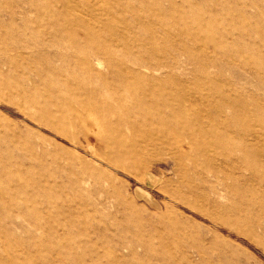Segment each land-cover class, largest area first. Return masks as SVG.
I'll return each mask as SVG.
<instances>
[{
	"label": "rangeland",
	"instance_id": "1",
	"mask_svg": "<svg viewBox=\"0 0 264 264\" xmlns=\"http://www.w3.org/2000/svg\"><path fill=\"white\" fill-rule=\"evenodd\" d=\"M261 179L264 0H0V264H264Z\"/></svg>",
	"mask_w": 264,
	"mask_h": 264
},
{
	"label": "bare ground",
	"instance_id": "2",
	"mask_svg": "<svg viewBox=\"0 0 264 264\" xmlns=\"http://www.w3.org/2000/svg\"><path fill=\"white\" fill-rule=\"evenodd\" d=\"M106 51H104V50H102V49H95V51L94 52H90L88 55H87V57H88V59L91 61V60H93V61H97V63L99 64L100 63V59H101V57H104V56H107L106 55ZM111 54V52H109V55ZM107 63V62H106ZM108 65H111V60H108ZM142 65V64H141ZM123 73V72H122ZM125 74V73H124ZM126 82H124V83H122L121 84V87L123 88V87H126ZM141 90V94H142V88L140 89ZM85 93V92H84ZM84 96H86V95H84ZM84 98V97H83ZM87 98V97H86ZM85 100V99H84ZM84 100H83V102H84ZM81 101V100H80ZM86 101L88 102V100L86 99ZM86 102V103H87ZM90 102H91V100H90ZM102 113V112H104V111H102V109H96L95 107H90L89 106V104L87 103V104H82V106L79 108V110H77V113L74 115V119L80 124V127H81V129H82V131H87L88 130V127L89 126H94V128L95 129H92V130H94L93 131V134H94V137H95V139H96V141H98V142H101L102 143V145H103V147H104V149H107V157L106 156H104L103 154L102 155H97V160L99 161V162H102V163H105L106 165H108V166H111V167H114L115 169H118V170H120V171H122V172H124V173H128L127 171H128V169H127V167L125 166V165H123V163L121 162V157H122V155L123 154H126L127 155V153H129V150H127V149H125L124 147H123V142L121 143V142H117V141H115V138H116V135H117V133H118V130H117V126H120V127H126L128 130H130L131 131V127L129 126L130 124H129V119L128 118H124L122 115H120V114H118L117 112H116V109H114L113 108V106L112 105H110L109 106V110H105V112L103 113V114H101L99 117L97 116L98 115V113ZM141 113H142V109H141ZM128 114V113H127ZM197 118V117H196ZM197 120H198V118H197ZM202 121V120H201ZM199 122V121H198ZM106 125V126H105ZM132 125V124H131ZM198 126V125H197ZM106 127V128H105ZM170 127V126H169ZM176 127V129H177V126H175ZM185 127V126H184ZM140 128V127H139ZM138 129V128H137ZM172 129V128H171ZM90 130V129H89ZM174 130H175V128H174ZM121 131V130H120ZM136 131H138V130H136ZM139 131H142V130H140L139 129ZM168 132H169V129L167 130ZM166 131V132H167ZM133 132V131H132ZM122 133V132H121ZM134 133H135V130H134ZM139 133V132H138ZM161 133V132H160ZM120 134V133H119ZM123 134V133H122ZM122 134H121V136H122ZM144 134V133H143ZM143 134L142 135H139V137L140 136H143ZM163 134V133H162ZM166 134V133H165ZM168 134V133H167ZM166 134V135H167ZM134 135V134H133ZM132 135V136H133ZM145 135V134H144ZM169 135V134H168ZM119 136V135H118ZM126 136V135H125ZM154 135H152L151 137H153ZM165 136V135H164ZM169 136H171V135H169ZM131 137V136H130ZM136 137H137V135H136ZM124 138H126V137H124ZM134 138V137H133ZM132 138V139H133ZM141 138V137H140ZM159 138H161V137H159ZM163 138V137H162ZM69 139V141L71 142V143H75V140L73 139V138H68ZM138 138H135V140H137ZM157 139V138H156ZM192 139V138H191ZM190 139V140H191ZM139 140V139H138ZM161 140V139H160ZM171 140V139H170ZM173 140V139H172ZM189 140V139H188ZM193 140H195V139H193ZM119 141V140H118ZM121 141V140H120ZM136 142V141H135ZM134 142V143H135ZM157 142V141H156ZM159 142V141H158ZM168 142H170V141H168ZM177 143L179 142V141H176ZM176 142H174V143H176ZM193 142V141H192ZM118 143V144H117ZM131 143H132V141H131ZM133 143V144H134ZM138 143V142H137ZM152 143H154V142H152ZM164 143V142H163ZM165 143H167V142H165ZM164 143V144H165ZM179 143H181V142H179ZM190 144H191V142H189ZM193 143H196V141L195 142H193ZM76 144V143H75ZM133 144H130L132 147H133ZM150 144H151V142H150ZM164 144H161L162 146L164 145ZM157 145H158V143H157ZM160 145V144H159ZM147 146V145H146ZM165 146V145H164ZM169 147H171L170 145H168ZM132 147L131 148H129L130 150H132ZM186 148V147H185ZM147 149V148H146ZM146 149H144V150H139L138 152H137V158H138V160L141 158L142 159V163H144L145 162V164H143V166H142V170H147V169H149L150 168V166H151V164L153 163L152 161H153V159H150V158H146V155L148 154V150H149V148L146 150ZM151 149H155L157 152V154L155 155V157L156 156H159L160 154L158 153V151L161 149L160 147H153V148H151ZM168 149V148H167ZM178 149H180V148H178ZM187 149V148H186ZM204 149H205V147H204ZM171 150V149H170ZM194 150V149H193ZM162 151V150H161ZM160 151V152H161ZM175 151V150H174ZM173 151V152H174ZM131 152V151H130ZM133 152V151H132ZM164 152H166V150L164 151ZM176 152V151H175ZM178 152V151H177ZM198 152V151H197ZM204 153V152H203ZM179 154V153H178ZM177 154V155H178ZM183 154V153H182ZM95 155L96 154H94V153H92V159H95ZM162 155V154H161ZM161 155H160V157H161ZM176 155V156H177ZM198 155V154H197ZM117 156H119V157H117ZM129 156H130V154H129ZM131 156H132V153H131ZM168 156H173L172 154H170V155H168ZM175 156V155H174ZM123 157H125V156H123ZM132 158V157H131ZM134 158V157H133ZM191 158V157H190ZM194 158V157H193ZM135 159V158H134ZM140 159V160H141ZM157 159H159L160 160V158H157ZM177 159V158H176ZM195 159V158H194ZM123 160H124V158H123ZM128 160V159H127ZM182 160V159H181ZM130 161V160H129ZM176 161V160H175ZM196 161V160H195ZM131 162V161H130ZM140 162V161H139ZM177 162H179V161H177ZM180 163V162H179ZM195 163V162H194ZM198 163V162H197ZM101 164V163H100ZM99 163H97V165H94L95 166V168H96V170H97V173L98 174H96L97 176H99V175H102V176H105V177H107V178H110V179H113L112 178V176L111 175H109L108 173H106L105 172V170L104 169H101V165H100ZM133 164H134V162H133ZM132 164V165H133ZM141 164V163H140ZM199 165V164H198ZM136 166V165H135ZM178 166V165H177ZM180 166V165H179ZM186 167H187V169L189 170H191V168H190V166L189 165H185ZM201 166H202V164H201ZM195 167V166H194ZM197 167V166H196ZM201 168V167H200ZM204 167H202V170H204L203 169ZM185 169V168H184ZM206 169H208V168H206ZM179 170V169H178ZM214 170V169H213ZM210 171V170H209ZM185 172V171H184ZM195 172H196V170H195ZM211 172V171H210ZM218 172V171H217ZM234 172V171H233ZM177 173V172H176ZM182 173V172H181ZM189 173V172H188ZM194 173V172H193ZM204 173V172H203ZM214 173V172H213ZM225 173V172H224ZM229 173V172H228ZM235 173V172H234ZM249 173H250V171H249ZM195 174V173H194ZM198 174V173H197ZM218 174V173H217ZM225 174H227V173H225ZM254 174V173H253ZM178 175H179V173H178ZM202 175V174H201ZM200 175V177H202ZM206 175V174H205ZM204 175V176H205ZM214 175V174H213ZM216 175V174H215ZM250 175V174H249ZM129 176V175H128ZM135 176V175H134ZM185 176V175H184ZM222 176V175H221ZM253 175L251 174V177H252ZM257 176V175H256ZM260 176V175H259ZM136 177V179L137 180H140V177H137V176H135ZM200 177L198 176V178L200 179ZM229 177V176H228ZM234 177V176H233ZM236 177V176H235ZM150 178V177H149ZM185 178V177H184ZM248 178H249V176H248ZM247 177H246V179L245 180H247L248 179ZM254 178V177H253ZM261 178H263V177H261ZM142 179H144V178H142ZM192 179V178H191ZM255 179H256V177H255ZM114 180V179H113ZM146 180V179H145ZM226 180H227V178H226ZM238 180V179H237ZM261 180H264V179H261ZM154 180H150V184L151 185H153L154 184V182H153ZM204 181V180H203ZM243 181V180H242ZM249 181V180H248ZM248 181H246V182H248ZM143 182V181H142ZM187 182V181H186ZM233 182V181H232ZM239 182H240V180H239ZM245 182V181H244ZM251 182V181H250ZM191 183V182H190ZM234 184V183H233ZM240 184V183H239ZM243 184V185H242ZM242 184H240V185H242V186H244V183H242ZM263 184V183H262ZM187 185H189L188 183H187ZM194 185V184H193ZM192 185V186H193ZM237 185V184H236ZM258 185V184H257ZM115 186V185H114ZM235 186V185H234ZM239 186V185H238ZM241 186V187H242ZM264 186V185H263ZM190 187V186H189ZM198 187V186H197ZM250 187V186H249ZM249 187H247L248 189H250ZM252 187H253V185H252ZM256 187V186H255ZM230 188V187H229ZM238 188H240V187H238ZM244 188H246V186L244 187ZM246 188V189H247ZM257 188V187H256ZM243 189V188H242ZM253 189V188H252ZM251 189V190H252ZM241 190V189H240ZM254 190H256L255 188H254ZM235 191V188L232 190V192H234ZM244 191H245V189H244ZM247 191V190H246ZM245 191V193H247ZM253 191V190H252ZM262 191H264V190H262ZM243 192V191H242ZM250 192V191H249ZM256 192H258V190L256 191ZM259 192H260V190H259ZM236 193V192H235ZM254 193H255V191H254ZM241 194V193H240ZM248 194V193H247ZM251 194V193H250ZM253 194V193H252ZM263 194V193H262ZM118 195V194H117ZM236 195V194H235ZM242 195V194H241ZM244 195V194H243ZM243 195H242V197H243ZM246 195V194H245ZM254 195V194H253ZM258 195V194H257ZM249 196V195H248ZM251 196V195H250ZM255 196H256V194H255ZM120 197V196H119ZM236 197V196H235ZM253 197V196H252ZM258 197H260V195L258 196ZM263 197H264V195H263ZM236 198H241V197H238V195H237V197ZM247 198V197H246ZM253 198H255V197H253ZM257 198V197H256ZM245 199V198H244ZM248 200H249V197L247 198ZM247 199H245V200H247ZM264 199V198H263ZM262 199V200H263ZM247 200V201H248ZM250 200H251V198H250ZM260 200V199H259ZM239 201V200H238ZM241 201V200H240ZM255 201H256V199H255ZM235 202H237V200L235 201ZM246 202V201H245ZM241 203V202H240ZM255 203V202H254ZM259 203V202H258ZM262 203V202H261ZM260 203V204H261ZM234 205V204H233ZM263 205V204H262ZM232 206V205H231ZM255 206H256V204H255ZM260 206V205H259ZM259 206H257V207H259ZM234 207V206H233ZM263 207H264V205H263ZM262 207V208H263ZM229 208H231V207H229ZM260 208V207H259ZM264 209V208H263ZM232 210V209H231ZM230 210V211H231ZM235 210V209H234ZM256 210V209H255ZM236 211V210H235ZM232 212V211H231ZM256 212H257V210H256ZM234 213V212H233ZM237 213V212H236ZM258 213H260L259 211H258ZM257 213V214H258ZM239 214V213H238ZM256 214V215H257ZM261 214H262V212H261ZM235 215V214H234ZM264 216V215H263ZM262 216V217H263ZM252 217H254V216H252ZM259 217V216H258ZM261 217V216H260ZM255 219V218H254ZM258 219H260V218H258ZM261 219H263L264 220V218H261ZM245 221V220H244ZM249 223V222H248ZM258 223V222H257ZM254 224H256L255 223V221L254 222H251V224L250 225H254ZM177 232V231H176ZM237 234H239V235H242V236H244V237H248L247 236V234H245V233H238V232H236ZM249 238V237H248Z\"/></svg>",
	"mask_w": 264,
	"mask_h": 264
}]
</instances>
